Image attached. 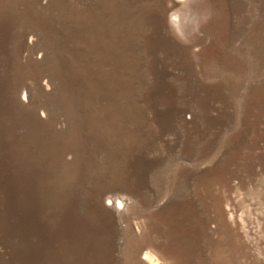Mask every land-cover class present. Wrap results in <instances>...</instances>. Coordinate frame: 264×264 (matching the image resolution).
Here are the masks:
<instances>
[{"label": "rangeland", "instance_id": "obj_1", "mask_svg": "<svg viewBox=\"0 0 264 264\" xmlns=\"http://www.w3.org/2000/svg\"><path fill=\"white\" fill-rule=\"evenodd\" d=\"M0 264H264V0H0Z\"/></svg>", "mask_w": 264, "mask_h": 264}]
</instances>
